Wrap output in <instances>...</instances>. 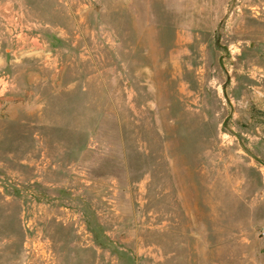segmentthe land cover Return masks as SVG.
<instances>
[{
    "label": "rangeland",
    "instance_id": "374dc122",
    "mask_svg": "<svg viewBox=\"0 0 264 264\" xmlns=\"http://www.w3.org/2000/svg\"><path fill=\"white\" fill-rule=\"evenodd\" d=\"M0 264H264V0H0Z\"/></svg>",
    "mask_w": 264,
    "mask_h": 264
}]
</instances>
